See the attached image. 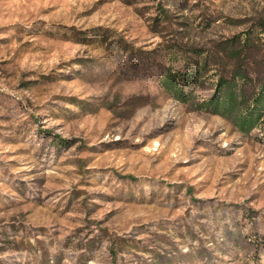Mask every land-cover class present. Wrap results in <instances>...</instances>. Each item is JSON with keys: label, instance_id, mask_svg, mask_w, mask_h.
I'll use <instances>...</instances> for the list:
<instances>
[{"label": "rangeland", "instance_id": "rangeland-1", "mask_svg": "<svg viewBox=\"0 0 264 264\" xmlns=\"http://www.w3.org/2000/svg\"><path fill=\"white\" fill-rule=\"evenodd\" d=\"M260 22L264 0H0V264H264V117L194 107L264 76V33L224 43ZM166 71L197 74L190 102Z\"/></svg>", "mask_w": 264, "mask_h": 264}, {"label": "trees", "instance_id": "trees-1", "mask_svg": "<svg viewBox=\"0 0 264 264\" xmlns=\"http://www.w3.org/2000/svg\"><path fill=\"white\" fill-rule=\"evenodd\" d=\"M253 31L264 33V23L251 26L241 40L239 36L234 35L224 43H229L233 47L242 43L243 48L248 47L252 43ZM191 76L195 78L166 71L161 85L176 101L188 103L192 93L184 91L182 81L197 79V74L193 73ZM194 105L196 110L220 116L230 122L238 132L248 134L261 124L264 117V76L250 79L244 72L236 70H233L228 77L218 75L211 97ZM58 143L60 142H55L56 145Z\"/></svg>", "mask_w": 264, "mask_h": 264}]
</instances>
